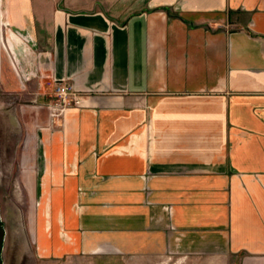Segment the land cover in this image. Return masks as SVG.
Here are the masks:
<instances>
[{"label": "crops", "instance_id": "1", "mask_svg": "<svg viewBox=\"0 0 264 264\" xmlns=\"http://www.w3.org/2000/svg\"><path fill=\"white\" fill-rule=\"evenodd\" d=\"M4 28L39 258L264 264V0H0Z\"/></svg>", "mask_w": 264, "mask_h": 264}, {"label": "rangeland", "instance_id": "2", "mask_svg": "<svg viewBox=\"0 0 264 264\" xmlns=\"http://www.w3.org/2000/svg\"><path fill=\"white\" fill-rule=\"evenodd\" d=\"M2 31L0 69L2 67L5 80L9 81L3 83L0 79V264H214L211 260L177 253L78 254L60 260L38 257L32 223L34 196L30 178H25L22 170L30 164L21 161L24 152L31 155V140L23 130L20 113L22 103L28 100L17 92L20 85L15 82L12 62L8 57L10 47L16 49L17 46H5L3 41L9 42V38L5 28Z\"/></svg>", "mask_w": 264, "mask_h": 264}, {"label": "built area", "instance_id": "3", "mask_svg": "<svg viewBox=\"0 0 264 264\" xmlns=\"http://www.w3.org/2000/svg\"><path fill=\"white\" fill-rule=\"evenodd\" d=\"M54 91L56 94V101L53 104L55 109L61 110L67 105L79 104L81 101L79 92H77L73 84L67 81L54 82Z\"/></svg>", "mask_w": 264, "mask_h": 264}, {"label": "trees", "instance_id": "4", "mask_svg": "<svg viewBox=\"0 0 264 264\" xmlns=\"http://www.w3.org/2000/svg\"><path fill=\"white\" fill-rule=\"evenodd\" d=\"M1 232H2V228H1V226H0V237H1Z\"/></svg>", "mask_w": 264, "mask_h": 264}]
</instances>
